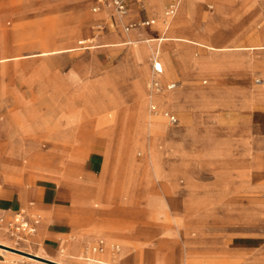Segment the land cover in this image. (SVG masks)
Masks as SVG:
<instances>
[{
  "label": "rangeland",
  "instance_id": "1",
  "mask_svg": "<svg viewBox=\"0 0 264 264\" xmlns=\"http://www.w3.org/2000/svg\"><path fill=\"white\" fill-rule=\"evenodd\" d=\"M181 1L179 10L171 20L169 30L172 29L174 22L180 17L181 7L185 0ZM165 3L166 0H163L161 12H156L149 5L148 0L142 1L141 9H144L141 12L142 17L150 15L157 18V25L146 28L144 31L145 35L149 37L161 35L159 32L161 31V17L163 16ZM91 7L92 0H0V58L18 56L15 59L0 61V122L9 120L15 122V120L19 119L21 121L24 120L31 128L54 126L60 113V108L54 106L53 98L55 92L53 91V84L56 79L63 78L76 62H81L77 70L81 77L71 75L70 79L73 83L79 85L84 84L90 78L92 69V64L89 61L90 57H93V62H96L100 68H104L120 58L127 48L132 47L134 49L135 45V49L139 50L145 62L144 76L146 77L145 88H147V91H139V93L129 96L135 100L133 106L129 107L127 105L126 100L129 97L115 93V100L112 104L124 109L126 113V120L123 124L125 130L121 141L124 146L115 150L113 161L109 160L110 156L107 155L102 173H90L83 169V161L89 154L88 150H86L87 140L91 136L76 137V131L73 132L72 130L73 124H68L66 121L68 114L74 115L75 112L72 99H75L78 93H81L76 88L62 91L61 98L65 103L63 110L68 116L66 119H62L60 127L64 128V134L67 135H55L54 150L61 157L67 171L73 170V168L80 170L87 180L70 184L71 176L69 175L71 174L65 172L64 166H59L57 160L54 161V165H51V167L44 165L40 168L38 166L39 168L36 167V170L29 166L24 169V165L32 162L35 151L31 156L13 155L12 157L15 158L16 163L12 164L8 171L2 168L3 176L7 177V179L14 178V176L24 170L20 176L21 180L35 174L38 179L40 178L41 182L54 185L57 190L64 191L70 201H78L82 212L94 213V215L90 214V216L89 214L82 215L85 222L97 224L94 229L83 230L75 238L74 242L76 245L82 240L87 241L81 246L80 252L79 250L70 251L68 248L61 247L58 249L60 254L48 255L41 252L33 244L23 245L22 247L28 252L38 253L66 264H87L84 258L88 256L109 261L113 264H127V260H125L127 253L123 246L129 243L130 240L123 237L124 234L137 239L141 229L166 228L167 230H176L177 235H179V226L187 224L189 230H196L193 221H197L203 226L201 232L197 229L196 232L198 234L196 236L192 238L186 235L184 238L189 243L197 245V249H199L193 254H189L198 256L201 259V261H196L192 264H264V157L262 155L259 154V157L257 156V164L251 165V170L249 171H239L240 165L237 166L239 162L235 160L237 157L233 155L227 156L223 161L226 168L225 172L209 171L206 169L208 164L210 165L208 167L212 169L217 168L216 165L218 164L217 157L210 155L217 152L223 153L231 150L232 147L226 144L218 145L216 140L208 137L203 138L201 143L205 148L206 156L198 152H190L186 156L187 162L183 163V166L178 167L186 169L187 167L190 168L191 164L205 166L201 167V170L189 172V174L193 175L195 183L199 185H215L212 190L223 191L224 195V198L219 202L216 200L208 201L205 196L204 199L201 198V193H195L194 189L191 188V182L185 178L187 173L180 170L175 171L171 166V164H174L173 159L176 152L185 146L179 140L176 132L171 133L173 130L182 127L184 120L177 110H174V107L168 110L156 100L153 99V101L147 97L148 115L153 118L160 116L168 133H170V135L162 137V139L159 138L157 144L159 151L164 154V163L157 169L161 174H165L167 180L163 183V181L159 182L154 178L153 186L155 187L151 197L145 196L142 186L139 185L145 177L149 176L148 169L153 170V167L148 164L149 136L140 135L139 127L143 126V120L137 119L136 102L140 94H147L152 90L154 56L149 46L153 43L157 46L159 43V47H162L164 41L148 42L152 38H143L135 41L136 44L134 42L130 45L42 54L43 51H50L56 48H65L73 45L80 47L82 45L79 44V41L82 39H91L88 45H98L96 47H99V44H96L94 39L98 33V29L95 27V19L99 15L94 13ZM104 12H109V8H106ZM261 14H264V0H250L248 5H239V3L222 0H202L197 5L196 10L189 12L183 19L190 31L216 38L219 34L232 31L231 25L238 20L242 21L255 17V23L248 30L243 28L244 31L252 30L255 32L264 28V19L261 18ZM106 18H108V15ZM209 21L213 22L211 27H208L207 23ZM220 21L221 25H223L222 28L218 26ZM156 27H160L158 32L155 30ZM119 29L125 35V38L129 39L128 34L122 28ZM104 31L102 30L101 33L103 34ZM131 33L133 34V31L129 32V34ZM104 42H107V40H104ZM122 44L124 43L122 42ZM142 47H147L149 53L140 50ZM253 50L264 53V50ZM207 52H209V49L205 48V46L197 47V53L205 55ZM247 52L242 51L243 54ZM220 53L227 57H233L240 52L239 50H230ZM259 66L264 68V61L259 63ZM260 78L264 81L263 74L261 76L256 74L251 78L252 84L257 85L258 88L264 86V82L260 86L255 82L256 79L261 82ZM205 80L207 81L206 83H204ZM168 83H172V81L168 80L164 84ZM201 83L206 88L209 87L211 80L204 76L201 79ZM166 91L174 90H168L164 85L161 92ZM175 91L177 92V90ZM92 94L94 95L95 93L87 91L82 95L80 99L82 103L81 114L75 118L86 120L98 111L101 104L105 106L106 114L113 116L112 104L109 103L112 100L111 92L98 90V96L95 95V98ZM97 97L102 99L96 102L95 99H98ZM258 97L261 98V96ZM235 102L236 99L233 98V93L231 92L214 93L210 97L206 103L210 108H222L219 109L222 121L216 118L217 123L214 125L217 128H213L215 132L223 131L221 129L223 122L236 113ZM179 105L177 104L176 106ZM186 107L187 105L182 103L179 108ZM170 110L176 112L179 116V124L172 125L165 117L164 111ZM207 113H210V111ZM77 126L78 124H75V129ZM14 127H16V130L19 129L17 124ZM104 128L108 129V126L104 125ZM158 130L161 131V127ZM72 137H76V140ZM50 148L51 145H48L45 150ZM193 148H196V145ZM130 159H133V166L131 167H129ZM108 161H110L111 170L113 171L106 181L103 173ZM63 177H68L66 182L69 184L65 185L62 182ZM123 180H130L138 185L134 190V196H129L124 192ZM94 181L106 182L105 187L108 190L106 191L104 202L98 198V194L95 191L90 189L91 183H94ZM165 185L172 189V197L177 201L173 204L176 208L174 206L169 207L167 198L161 192V186ZM70 201L60 203L68 204ZM235 205L238 207L242 206L245 210H228L231 206L236 207ZM177 217H180V219ZM92 238L95 239L91 240ZM69 239L71 240V237ZM177 239H183V237L177 236ZM101 241L103 242V250L93 252L92 247ZM233 241V246H224V243L228 244ZM13 245L15 244L13 243ZM117 247L120 248L118 253L117 250L119 248ZM130 248L129 254L133 253L139 246L135 243L130 245ZM12 251L25 254L17 250ZM61 251L64 254H61ZM165 254L167 256L168 252H165ZM116 256L118 257L117 260ZM14 257L16 260L42 264L19 255H14ZM207 257L214 260L209 262L206 260ZM143 258L145 264H157L156 259L161 260L158 264L165 263L161 253L154 255L145 253ZM172 264L179 263L175 260Z\"/></svg>",
  "mask_w": 264,
  "mask_h": 264
},
{
  "label": "crops",
  "instance_id": "2",
  "mask_svg": "<svg viewBox=\"0 0 264 264\" xmlns=\"http://www.w3.org/2000/svg\"><path fill=\"white\" fill-rule=\"evenodd\" d=\"M142 1H131L128 13L120 22L116 20L111 7H106L109 8V12L106 13L104 12L106 8L95 12L93 7L96 1L92 0L91 9L99 15L95 19V27L97 25L101 26L97 28L98 33L94 38L99 47L94 48L130 45L143 38L161 37L168 34L172 37H186L201 42L206 46L205 48L209 49V52L201 55L197 53L199 45H194L188 40L164 41L161 51L156 57L163 66V73L158 75L157 78L162 88L165 85L169 90H177L175 97L179 100L180 105H173V107L184 120L183 126L173 130L171 133L176 132L179 140L185 144L174 155V164H171L172 169L185 171L187 173L185 178L191 182V188L194 189L195 193H201V198L204 199L205 196L208 201L216 200L219 202L224 198L223 191H213L212 189L215 185H199L193 180V175L189 174V172L199 171L201 167L205 166L191 164L190 168L187 167L186 169L178 167L183 166V163L187 162L186 156L190 152H198L206 156L201 140L207 137L216 140L218 145L226 144L232 147L231 150L223 153L217 152L210 155L217 157L218 164L215 169L208 167L210 166L208 164L206 169L209 171L225 172L226 168L223 161L230 155L237 157L235 158L239 162L237 166H247H239V171L251 170V165L257 164L256 158L258 154L264 157V97L259 98L255 94L258 86L253 85L251 82L253 75H264V68L259 66V63L264 61V53L251 49V47H258L264 43V28L255 32L252 30L244 31V29H250L249 27L255 23L254 17L242 21H234L235 24L231 25L232 31L219 34L216 38L194 33L187 28L183 17L189 12L196 10L197 5L202 0H185L181 7L182 17L180 16L174 22L172 29L169 30L173 18L167 20L165 16V10L171 2V0H166L163 16L161 17V31L159 32L161 35L149 37L145 35L144 31L146 28L155 27L157 18L150 15L142 17L141 12L144 10L141 9ZM225 1L239 3V5H248L250 3V0ZM148 2L156 12H161L163 0H148ZM179 8L180 4L178 10ZM107 15L108 18H106ZM260 16L264 19V14ZM152 19L155 20L154 23L142 24ZM212 23L209 21L207 23L208 27H211ZM124 25L132 26L126 31ZM218 26L222 28L221 21ZM119 28H122L128 34L129 39L125 38ZM159 28L156 27L155 30L158 32ZM102 30H105L103 34L101 33ZM131 31H133V34H129ZM104 40H107V42H104ZM90 42L91 39L80 40L79 44L82 46L78 47L77 50L94 49L93 45H88ZM152 46L155 48V43ZM223 47H232L233 50H239L240 53L235 54L233 57H227L220 53L226 52ZM135 48V45L134 49L132 47L127 48L120 58L104 68H100L96 62H93V57H90L89 61L92 64V69L89 80L84 82V84H75L70 79L71 75L81 77L77 71L81 62H76L63 78L56 79L53 84V91L55 92L53 99L55 102L54 106L60 108V113L54 126L31 128L24 120L21 121L19 119L15 120V122L13 120L0 122V264H12L16 261L14 255L17 254L12 250L26 252L27 250L22 247L23 245H36L41 252L48 255L60 254L58 249L61 247L68 248L70 251L79 250L80 252L81 246L87 241L82 240L76 245L74 242L75 237L79 236L83 230L86 231L97 227V224L87 223L83 219L85 214L90 216V214L94 215V213L82 212L78 201H70L64 191L57 190L54 185L41 182L35 174L21 180L20 176L23 170L14 178L7 179V177H4L2 168H9V166L3 157L8 155L31 156L35 150H38L34 145V138L45 137L54 140L57 134L67 135L64 134V128L60 127L61 121L69 115L66 120L68 124L75 125L80 123L81 119H76L81 114L82 103L80 99L87 91L94 92L95 94H92L94 98L98 90L111 92L112 100L109 102L111 104L115 100V93L129 97L134 93H139V91L146 92L145 62L139 50ZM242 51L248 52L243 54ZM204 76L211 80L209 87L206 88L201 83V79ZM168 80L176 84L174 88H168V85L172 83L164 84ZM259 80L261 82L257 81V79L255 82L260 86L264 81L262 78ZM206 82L205 80L204 83ZM73 88H76L81 93H78V96L72 99V105L75 107L74 115H67L63 110L65 103L61 98V94L62 91H66V89L72 90ZM219 92L233 93V98L236 99V113L223 122V127H221L223 131L215 132L213 128H217L214 125L217 123L216 118L222 121L221 111H219L222 108H210L206 103L214 93ZM97 98L95 99L96 102L102 99L101 97ZM143 99L144 96L140 94L139 100ZM126 101L129 107H132L135 102L131 97ZM157 102L159 103V101ZM182 103H185L187 107L179 108ZM209 111L210 113H207ZM169 112L175 114L178 118L177 123L172 125L179 124L180 118L177 113L174 111ZM13 124L14 126L16 124L17 126L19 125V129L16 130ZM100 130L106 131L107 129L102 126ZM73 139L76 140V137ZM113 144V140L107 134L101 132L92 134L87 140L86 150H88L89 154L83 161V169L90 173H102L104 161L110 150L113 149ZM194 145H196V148H193ZM42 150H45V148ZM68 201H70L68 204L60 203ZM17 216L22 217L29 223H33L37 219L38 223L35 225V231L26 233L14 230L11 223ZM176 232V230L168 231L166 228L141 229L137 239L124 234L123 237L130 240L129 243L123 246L127 253V264H145L143 258L145 253L150 255L161 253L165 264H172L175 260L179 264H192L193 262L201 261L198 256L189 255L199 250L197 245L189 243L187 239H184L185 237L182 240L177 239L179 235ZM187 235L189 236V234ZM69 237H71V240ZM93 239L95 238L91 240ZM135 243L139 248L129 254L130 245ZM233 244L234 241L228 244L224 243V246H233ZM119 250L120 248L117 253ZM165 252H168L167 256ZM206 260L210 262L214 259L207 257Z\"/></svg>",
  "mask_w": 264,
  "mask_h": 264
},
{
  "label": "bare ground",
  "instance_id": "3",
  "mask_svg": "<svg viewBox=\"0 0 264 264\" xmlns=\"http://www.w3.org/2000/svg\"><path fill=\"white\" fill-rule=\"evenodd\" d=\"M225 1V0H224ZM182 2V1H181ZM180 2V4H181ZM183 15V12L181 11L180 13V16L182 17ZM166 40H188L189 42L193 43L194 45H199V46H204L201 42H198V41H195V40H192V39H189V38H186V37H172L171 35H168V34H165L161 37H155V38H152L150 40H148V42H153V41H166ZM134 43V42H133ZM136 44V42H135ZM98 45H93V48L96 47ZM150 49L151 51L153 52V59L155 60L156 57H157V54L160 53L161 51V47H159V43L158 45L154 48L152 46V44H150ZM206 47V46H205ZM78 49L77 46L73 45V46H68V47H65V48H56L54 50H50V51H43L42 54H56V53H61V52H70V51H74ZM224 50H233L232 47H223ZM251 49H259V50H264V43L261 45V46H258V47H251ZM140 50H142L143 52L145 53H149V49H147V47H142L140 48ZM141 51V52H142ZM41 55V54H40ZM18 56H7V57H3V58H0V61H6V60H11V59H15L17 58ZM150 72V71H149ZM149 74V73H148ZM153 76V75H152ZM153 81V79H152ZM152 83V82H151ZM169 90V89H168ZM177 92L174 90V91H166V92H161L160 91H155V90H151L149 91L147 94H141L144 96V99L143 100H139L138 98V101L136 103V114H137V119H143L142 123H143V126L142 127H139V131H140V135L142 136H149V150H148V164H150V166L153 167V170H150L148 169V174L149 176L146 178H144L142 180L141 183H139L140 186H142V189L144 190L143 192L146 194L145 196H148V197H151V195L153 194L152 191L154 190V187L153 186V180L154 178H156L159 182L160 181H163V183L166 182L167 178L165 176V174H161V172L158 171V167L163 165V157H164V154L159 151L158 149V140L159 138L162 139V137H166L167 135H170V133H168L166 127H165V123L163 121V119L159 116V117H155L153 118L152 116H149L148 113H147V97L151 98V100H156V101H159V104H161V106L165 107V108H168L171 109L173 108V105H179V100L176 99L175 97V94ZM255 94L257 96H261V97H264V86L262 88H257ZM139 95V94H138ZM140 97V95L138 96ZM126 100V99H125ZM153 100V101H154ZM140 102V103H139ZM139 103V105H138ZM104 107L103 104H101L99 106V109L98 111H96L95 114L91 115L90 117H88L86 120H80V123L78 124V126L76 127L75 129V125L73 124V127H72V130L73 132L76 131V137L77 136H92V134L94 133H97V132H101V133H104V134H107L111 137V139L113 140L114 142V146H113V149L110 150V153L108 154L110 156L109 160H112L113 159V155H114V152L115 150H117V148L119 147H123L124 143H122V139H123V134H124V122L126 120V113L124 112V109H121L117 106H115L114 104H112V107H113V110H114V114L113 116H108L104 110ZM158 108V107H157ZM164 110V108H163ZM171 111V110H170ZM108 126V129L106 131H101L100 130V127L102 126ZM161 127V131L158 130L159 128ZM53 128V127H52ZM75 129V130H74ZM54 131V130H53ZM52 131V132H53ZM97 137V136H96ZM106 137V136H105ZM108 137V136H107ZM177 137V136H176ZM34 145L37 147L38 150H35V154H34V158L32 160V162L30 164H27V165H24L23 168L26 169L27 167L31 166L32 168H35L36 167H40L42 168L44 165H46L47 167H51V165H54V161L57 160L58 162V165L60 166H64V163L62 162L61 160V157H59L57 155V153H55V150H54V146H55V141L54 140H50V139H47L45 137H41V138H34ZM121 143V145L119 146V144ZM48 145H51V148L48 149V150H42L43 148H47ZM234 145V144H233ZM5 146V145H4ZM6 148V147H5ZM4 152V151H3ZM259 155V154H258ZM13 155H8L6 156L7 158L3 157L4 160L6 161V163L8 164L9 168H4V170L8 171L10 170V166H12V164L14 165V163H16V160H14L15 158L12 157ZM81 156H83L81 154ZM108 156V157H109ZM259 157V156H258ZM261 157V156H260ZM84 158V157H83ZM253 158V157H252ZM2 159V158H1ZM147 159V158H146ZM113 161V160H112ZM130 165L129 167L133 166V159H130ZM106 163V162H105ZM104 163V164H105ZM110 161L107 162V164L105 165V172L103 173L104 175V179L107 181V177L108 176H111V172L113 170H111V166H110ZM115 165V164H114ZM38 167V168H39ZM61 167V168H62ZM15 168H17L15 166ZM68 168V167H67ZM37 170V169H36ZM49 170V169H48ZM64 170L65 172H68V174H71L69 176L70 177V180H71V183H75L76 181H80V182H83L84 180H87L85 179V176L82 174V171L80 170H76L73 168V170H69L67 171V169H65V166H64ZM45 172V171H44ZM46 174V173H45ZM45 174H44V177H45ZM50 175V173H49ZM42 177V175H41ZM47 177V176H46ZM58 177V176H57ZM48 178V177H47ZM63 181L61 179V181L66 185V184H69L67 181L66 178L68 177H63ZM40 179V178H39ZM45 179V178H44ZM51 179V178H50ZM113 179V178H112ZM155 179V180H156ZM125 181V182H124ZM91 183V182H89ZM105 184L106 182H95L94 183H91V187L90 189L92 191H95L97 194H98V198L100 200H102L104 202L105 200V194H106V191L108 190L106 187H105ZM123 184H124V192L127 193V195L129 196H134V190L137 188L138 185H136V183H132L130 180H123ZM131 184V185H129ZM136 185V186H134ZM111 189V188H110ZM160 189V188H159ZM114 191V190H113ZM123 192V193H124ZM161 192L163 194L164 197H166L168 203H169V207H173L174 203L177 202L174 197H172V189L171 187L165 185V186H161ZM183 192V191H182ZM158 193V192H157ZM83 194V193H81ZM80 194V195H81ZM110 194V192H109ZM113 194V193H112ZM79 195V196H80ZM114 195V194H113ZM157 195V194H156ZM81 196H84V195H81ZM80 196V197H81ZM97 196V195H95ZM123 196V195H122ZM89 197V196H88ZM114 197V196H113ZM119 197V196H118ZM172 197V198H171ZM82 198V197H81ZM97 198V199H98ZM80 199V198H79ZM86 199V198H85ZM123 199V198H122ZM182 199V198H181ZM150 200V199H149ZM110 201V200H109ZM108 201V202H109ZM100 202V201H99ZM113 202V201H112ZM149 202V201H148ZM106 203V202H105ZM237 205V204H236ZM235 205V206H236ZM228 206V205H226ZM220 207V206H219ZM224 207H225V204H224ZM174 208H176L174 206ZM213 208V207H212ZM84 209V208H83ZM217 209V208H216ZM215 209V210H216ZM176 210V209H175ZM223 210V209H222ZM228 210L230 211H237V210H241V211H244V207L240 206H231L228 208ZM85 211V210H84ZM182 211V210H180ZM248 211V210H247ZM87 212V211H86ZM85 212V213H86ZM174 212V211H173ZM176 212V211H175ZM235 213V212H234ZM178 214V213H177ZM183 214V213H182ZM175 216H176V213H175ZM171 217V216H170ZM183 217V215H182ZM178 219H180V217H177ZM174 221V219H173ZM180 222V221H179ZM176 224V223H175ZM193 224L196 228V230L198 229L200 232L201 230L203 229V226L197 222V221H193ZM100 227V226H99ZM171 227V226H170ZM178 227V226H177ZM194 228V229H195ZM94 229V228H93ZM178 229V228H177ZM192 229V228H191ZM169 230V229H168ZM173 230V229H172ZM196 230H189L187 224H184L182 226H179V236L181 237H185V235L189 234L190 237L193 238V236H196L198 233L196 232ZM94 231V230H93ZM92 232V231H91ZM95 232V231H94ZM98 233V232H97ZM104 233V232H103ZM102 233V234H103ZM177 233V232H176ZM201 234V233H200ZM199 234V235H200ZM18 236V235H17ZM76 238V237H75ZM23 239V238H22ZM25 240V239H24ZM182 240V239H181ZM30 241V240H29ZM176 243V242H175ZM191 245V244H190ZM248 246V245H246ZM21 251V250H20ZM25 254H19V253H16L17 255L21 256V257H24V258H27V259H31V260H34V261H37L39 263H42V264H66L60 260H57V259H53V258H48L44 255H40L38 253H31V252H24ZM64 254V252L61 251V254ZM156 256V255H155ZM79 257V256H78ZM187 257H190V256H187ZM117 256H116V260H117ZM126 258V257H125ZM66 259V258H65ZM75 259V258H74ZM85 261L87 262V264H113V263H110L109 261H105V260H101V259H97V258H94L92 256H88V257H85L84 258ZM152 259V258H151ZM46 260V261H44ZM126 260V259H125ZM48 261V262H47ZM161 260H157L156 259V263L158 264ZM155 262V261H154ZM125 263V262H124ZM161 264V263H160ZM162 264H165V263H162Z\"/></svg>",
  "mask_w": 264,
  "mask_h": 264
},
{
  "label": "built area",
  "instance_id": "4",
  "mask_svg": "<svg viewBox=\"0 0 264 264\" xmlns=\"http://www.w3.org/2000/svg\"><path fill=\"white\" fill-rule=\"evenodd\" d=\"M95 1H96V3L93 7V10L95 12L100 11L106 7H111L114 11L115 16H116V20L121 22L123 17L128 13L129 4L133 0H95ZM180 1L181 0H171L170 4L168 5V7L165 10V16H166L167 20L173 18L176 15ZM154 22H155V20L152 19L149 21H145L142 24L148 25V24H152ZM131 26L132 25H124V28L126 31H128ZM96 27L100 28L101 26L97 25ZM153 71H154V73H153V81L151 83V87L155 91H160L162 89V85H161L160 81L158 80L157 76L163 73V66L158 59H155L153 62ZM175 85H176L175 83H172V84L168 85V88H174ZM153 108H155V106H153ZM164 115H165V117H167V119L169 120V122L171 124L177 123L178 118L175 114H173L169 111H164ZM37 223H38L37 219H35L33 221V223H29L28 221H26L22 217L17 216L11 224H12L13 229L16 230L17 232L24 231L26 233H32L35 231V225ZM102 244H103V242L101 241L99 244L94 245L92 247V250L94 252H96L98 250L101 251L103 249ZM117 248H119V247H117ZM12 264H34V263L16 260Z\"/></svg>",
  "mask_w": 264,
  "mask_h": 264
}]
</instances>
